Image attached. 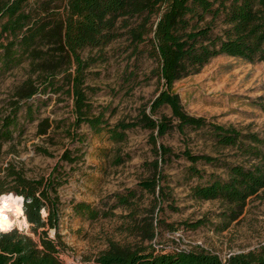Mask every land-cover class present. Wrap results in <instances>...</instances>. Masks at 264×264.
Listing matches in <instances>:
<instances>
[{"label":"rangeland","instance_id":"1","mask_svg":"<svg viewBox=\"0 0 264 264\" xmlns=\"http://www.w3.org/2000/svg\"><path fill=\"white\" fill-rule=\"evenodd\" d=\"M16 1L45 23L31 50L22 47V62H0V130L16 119L0 140V178L9 175L5 187L18 173L39 180L49 191L42 218L54 212L56 225L37 235L26 214L24 221L1 206L5 226L52 256L40 236L58 245L60 264H94L114 248L199 251L223 262L264 255V188L246 197L237 217L226 199L196 194L215 177L227 179L232 165L264 166V30L254 37L255 21L241 20L242 10L264 16V0H207L208 10L185 1L183 11L177 0H124L80 46L67 41V0H0V17ZM77 19L73 13L72 26ZM165 24L184 29L193 47L171 80L158 47ZM227 41L261 48L234 54L221 48ZM74 76H83L79 107ZM163 93L170 102L157 104Z\"/></svg>","mask_w":264,"mask_h":264},{"label":"trees","instance_id":"2","mask_svg":"<svg viewBox=\"0 0 264 264\" xmlns=\"http://www.w3.org/2000/svg\"><path fill=\"white\" fill-rule=\"evenodd\" d=\"M25 0H20L23 3ZM185 1H191L190 5L193 10L196 6L210 8L211 2L207 0H177L176 6L179 10H184ZM18 1L14 5H7L6 9L2 10V16L0 17V33L5 34L7 42L0 43V49L3 54L0 55V62L2 65L6 64H18L23 61L25 56V50L22 47H26L27 51L31 50L36 35L39 34V29L44 25L42 21L41 12H37L35 15H31L25 11H19L17 6ZM52 5L56 3V0H49ZM124 0H67L66 14L64 17L67 24V41L71 46L77 44L78 46L87 42L90 36L96 35L102 30L101 21L103 14L113 12L114 10L123 8ZM54 11V9H52ZM123 10V9H122ZM79 16V23L72 26L73 13ZM124 12V11H123ZM7 18V20L3 18ZM55 19V18H54ZM51 20L54 22L55 20ZM76 20V21H77ZM241 20L246 22H254L253 32L251 35L254 37L260 34L264 30V16H257V19L250 16L245 10L241 12ZM182 28L170 27L165 24L160 31L159 50L163 58V74L167 80L175 78L179 67L182 66L193 52V47L188 44V38L185 40L186 35ZM200 33H207V31H200ZM10 39V40H9ZM261 39H264V32L261 35ZM9 40V41H8ZM246 41V40H245ZM243 41V44L235 42H223L221 48L227 50L230 53L238 54L239 52L251 56L254 55L256 50L261 48V44L254 47ZM246 51V52H245ZM81 63V62H79ZM82 64V63H81ZM79 64V65H81ZM69 76V75H68ZM83 76H74L68 78L69 82L74 83V91L78 96V107L83 103ZM55 77L51 81H48L50 86H55ZM82 101V102H81ZM170 102L169 95L163 93L159 102ZM16 119L10 121L4 129L0 130V140L8 139L11 134L10 126ZM197 123V122H196ZM199 123V122H198ZM193 161H197L198 158H190ZM194 168V167H193ZM229 177L223 179L222 177H215L211 180L209 185L199 187L196 189L198 197H222L226 199L230 207V212L235 211L236 217L243 211L246 197L258 192L259 189L264 188V166L262 163L256 165L253 170H246L239 165H232L230 168ZM194 171V169H193ZM233 173V174H232ZM9 175H5L4 178H0V194L5 192H15L16 197L11 194H3L0 197V208L2 206L3 212H9L14 216L22 217L24 221H27L25 214L29 222L32 224L31 230L33 233L39 235L41 226L55 227L56 218L53 212L50 218L43 219L41 215V208L46 207L49 203L45 200V189L39 187V180H29L24 178L20 173L15 176V183L11 187H5V180ZM22 194L25 197V203L23 208ZM39 194L43 195L40 197ZM121 202L128 201V198L119 196ZM52 202V199L48 198ZM125 199V200H122ZM8 206V210L4 209V206ZM25 210V213H24ZM5 214L0 212V229L5 231L0 233V264H18L20 261L22 264L27 261L28 264H60L56 258V254H59L58 245L52 244L51 241L43 242V236L41 243L45 244L47 248L52 247L55 255L52 256L45 249L42 251L35 248H41L40 243L37 246L36 242L31 235L21 233L17 229H12L13 225L5 226L8 223ZM10 219V218H9ZM235 219V218H232ZM200 224V223H199ZM197 224V225H199ZM11 228V229H10ZM10 230V231H8ZM150 234V233H149ZM152 235L150 234V237ZM109 253L107 256L101 255L94 264H264V255H253L250 253H240L229 257L226 262L214 254L191 252V253H169L161 252L160 254L149 253L148 255L142 254L141 251L131 252L130 250L116 249ZM43 252V255L41 253Z\"/></svg>","mask_w":264,"mask_h":264},{"label":"bare ground","instance_id":"3","mask_svg":"<svg viewBox=\"0 0 264 264\" xmlns=\"http://www.w3.org/2000/svg\"><path fill=\"white\" fill-rule=\"evenodd\" d=\"M22 202H23V200H22ZM4 209H5V210H8V206H7V205H5V206H4Z\"/></svg>","mask_w":264,"mask_h":264}]
</instances>
